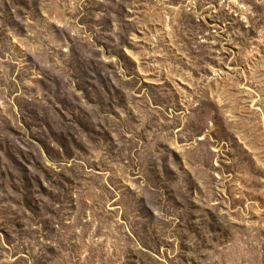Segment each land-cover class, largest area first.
Segmentation results:
<instances>
[{
    "label": "rangeland",
    "instance_id": "1",
    "mask_svg": "<svg viewBox=\"0 0 264 264\" xmlns=\"http://www.w3.org/2000/svg\"><path fill=\"white\" fill-rule=\"evenodd\" d=\"M0 264H264V0H0Z\"/></svg>",
    "mask_w": 264,
    "mask_h": 264
}]
</instances>
